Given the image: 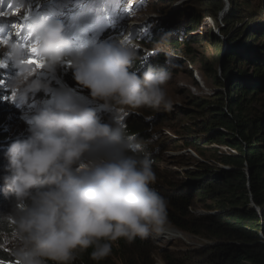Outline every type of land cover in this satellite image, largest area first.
Wrapping results in <instances>:
<instances>
[{
    "label": "clouds",
    "instance_id": "clouds-1",
    "mask_svg": "<svg viewBox=\"0 0 264 264\" xmlns=\"http://www.w3.org/2000/svg\"><path fill=\"white\" fill-rule=\"evenodd\" d=\"M128 18L125 12L115 16L125 30ZM30 34L43 68L51 74L70 61L74 81L105 111L171 108L164 87L170 73L159 63L134 70L140 57L127 38L76 47L63 21L51 16L30 18ZM26 52L8 45L15 70L7 84L11 96L51 93ZM25 115L27 136L9 145L0 177L14 198L12 212L0 219L14 221L18 264H71L77 250L88 248L92 259L102 260L111 255L112 242L168 232V201L152 187L151 139L128 133L114 119L101 123L96 109L60 89L45 106L35 110L29 103Z\"/></svg>",
    "mask_w": 264,
    "mask_h": 264
},
{
    "label": "trees",
    "instance_id": "trees-1",
    "mask_svg": "<svg viewBox=\"0 0 264 264\" xmlns=\"http://www.w3.org/2000/svg\"><path fill=\"white\" fill-rule=\"evenodd\" d=\"M198 2L202 7L186 6L176 13L179 22L159 21L139 41L147 49L165 47L170 55L166 51L149 55L137 50L140 59L134 64L138 72L159 63L169 73H178L176 56H188L187 45L203 40L218 44V68L207 64L204 69L205 73L211 72L214 93L190 96L187 106L193 109L183 111L185 118H194L191 125L183 127L186 133L183 146L194 150L202 160L195 161V168L184 173L185 179L175 184L166 182L165 175L156 167L159 161L150 150L151 144L148 145L156 174L152 187L168 201L169 225L204 239L208 245L184 252L162 250L158 259L162 264H264V97L258 98L264 96V15L250 11L237 0H229L222 24L217 26L222 39L211 29H206L208 38L204 39L197 32L200 20L206 16L217 20L225 5L220 0L214 7L207 6L209 1ZM257 15L259 18L252 26L236 28L243 19ZM78 19L83 21L80 15ZM117 32L113 29L106 36ZM165 33L170 35L164 37ZM5 72L8 71L0 70V177L5 175L9 145L27 136L29 116L25 113L29 100L39 96L34 93L26 99H5L11 98ZM56 74L69 87L81 88L74 81L71 68L66 71L57 68ZM254 102L258 103V109H252ZM97 114L101 123L111 124L104 112ZM142 123L141 118L129 115L123 127L128 133L148 140L151 136L143 133ZM214 145L230 148L236 154H226L213 148ZM13 200L0 179V217L12 212ZM199 208L206 215H194L192 211ZM14 231L12 219H0V264H17L13 253L1 244L2 237L11 236ZM153 249L150 237L133 242L120 239L112 242V253L107 258L92 259L93 249L88 248L77 250L71 264H155Z\"/></svg>",
    "mask_w": 264,
    "mask_h": 264
},
{
    "label": "rangeland",
    "instance_id": "rangeland-1",
    "mask_svg": "<svg viewBox=\"0 0 264 264\" xmlns=\"http://www.w3.org/2000/svg\"><path fill=\"white\" fill-rule=\"evenodd\" d=\"M184 1V2H183ZM0 0V8L8 7L12 5L10 10L14 13L30 4L31 8L27 14L32 17H43L48 10H53L50 6L55 5L59 7L60 13H65V17L71 18L72 20L63 22L66 23L69 29L70 35L79 36L83 39V46H91L101 42H112L121 38H127L128 40L136 44L137 50L144 51L145 54H159L165 53L166 49L162 46H155L153 49H147L142 46L139 41L145 34L151 32V30L158 24L159 21H165L166 19L172 23L179 22L177 12L185 10L186 6L192 5L196 8L202 7L198 0ZM209 1L208 7H214L217 0H205ZM223 1L226 9L229 8V0ZM245 8H248L252 12L258 14L263 13L264 15V0H237ZM37 3V4H34ZM92 10V11H91ZM137 11H140L138 13ZM125 14L129 17V23L125 24L128 30L122 29L119 23L116 22L115 16L119 17L121 14ZM222 12V11H221ZM13 13V14H14ZM12 15V14H10ZM20 17L19 14H15ZM83 21L74 22L78 17ZM131 16V17H130ZM30 18L28 21L23 22L26 25L23 30L28 29L24 34L16 37H10L6 40L10 41V44H18L24 47L28 42L27 37L30 34ZM258 15L255 17H247L243 19V22L237 25V29L244 28V25L252 26L257 20ZM223 16L213 20L210 17H204L200 20L199 34L204 39L208 38L207 30L211 31L222 39L221 33L217 29L218 25L222 24ZM4 20H9L8 18ZM19 21V19L15 18ZM11 21L9 22L12 24ZM124 25V26H125ZM12 28V27H11ZM117 29V34L106 36L109 31ZM21 30V29H20ZM67 33V32H66ZM120 33V34H119ZM122 34V35H121ZM12 35V34H11ZM104 37V38H103ZM74 38V37H72ZM188 38V36L186 37ZM75 41V38L72 39ZM224 40V39H223ZM9 45V44H8ZM8 45H0V61H3L8 65L6 67L11 71L12 75L15 74V70L11 65V61L8 58ZM218 44H208L207 42L198 41L193 44L187 45L186 52L188 56H176L179 64L178 73H170V79L167 81L165 91L168 99L171 101L170 109H150V108H139V109H120L113 110V112L105 111L102 102L93 101L89 93L78 87H69L65 81L56 75V73L49 74L45 69H37L35 66L30 65L33 72L39 76V79L50 84L52 89L51 93H44L43 91L37 92L39 96L35 99V103L40 106H36L35 110L39 107L48 104L56 94V86L58 89L70 92L76 97V99L83 105L96 109V111L104 112L110 117L111 123L113 119L123 127L126 116H136L142 119V131L143 133L151 136L152 143L150 150H152L159 165L156 167L160 168L162 175L166 182L176 183L182 179H185L184 173L188 170L194 169L196 164L195 161H201L202 159L198 154L189 148L183 146V138L185 132L183 127L191 125L194 122V118H185L184 110L192 111L193 108L187 106L188 99L190 96L204 97L211 96L214 93V83L211 78V72L205 73L206 65L209 64L213 69L218 68ZM81 47L80 45H75ZM25 48V47H24ZM26 49V48H25ZM167 55L169 52H167ZM172 55V54H171ZM29 56V52H26V59ZM66 66V65H65ZM63 70V66L59 67L58 70ZM10 77V76H9ZM53 78V79H52ZM56 85V86H55ZM264 96L258 98L263 99ZM258 103L252 105V109H258ZM153 117L148 120L146 117ZM194 117V116H192ZM166 138H174V142L165 141ZM261 138L260 140H262ZM212 147V146H211ZM213 148H217L224 152L223 148L214 145ZM225 153V152H224ZM196 216L206 215V212L199 208L192 211ZM13 221V220H12ZM14 222V221H13ZM174 236V237H173ZM179 236V237H176ZM13 234L11 236L2 237L3 247L13 253ZM153 243V258L155 264H162L159 261V253L162 250H170L172 252H184L188 250L204 248L208 243L197 236H193L188 233H182L169 225V230L166 234L150 236Z\"/></svg>",
    "mask_w": 264,
    "mask_h": 264
},
{
    "label": "bare ground",
    "instance_id": "bare-ground-1",
    "mask_svg": "<svg viewBox=\"0 0 264 264\" xmlns=\"http://www.w3.org/2000/svg\"><path fill=\"white\" fill-rule=\"evenodd\" d=\"M34 4H37V3H34ZM49 7H51L53 10H48L45 14H44V16H51V17H53V18H56V19H59V20H61V21H63V22H66V21H69V20H72L71 18H67V17H65V13H60L59 12V7H56L55 5H51L50 4V6ZM31 8V6H30V4L28 3V5L27 6H25V7H23L22 9H20L19 11H17L16 13H14V12H12L11 10H10V8L9 7H1L0 8V11H3V12H5L6 13V15L5 16H3V17H0V36H3L4 37V39H5V43H0V45H8V44H10V41H8V40H6V38L7 39H9L10 37H15L14 35H16V37H18V36H20V35H22V34H24V32H26V31H28V29H26V30H23V31H21L20 30V28H11V25L13 24V23H16V24H20V25H22L23 27L26 25V23H23V22H27L28 21V19L30 18V15L29 14H27V12H28V10ZM92 11V10H91ZM14 13V14H13ZM10 14H12V15H10ZM15 14H19V16L20 17H17V15H15ZM6 18H8L9 20H4V19H6ZM15 18L17 19H19V21H17V20H15ZM11 21H14V22H12V24H10L9 22H11ZM73 21V20H72ZM78 21H80L79 19H76L74 22H77L78 23ZM65 25V28H66V34H68L69 33V29H67L68 28V26H66V23L64 24ZM128 25V24H127ZM126 26V25H125ZM128 27H130V25L128 26ZM125 30V29H124ZM12 34V35H11ZM73 33H72V31H71V33H70V37L72 38V37H74L75 38V41L73 40V43L75 44V45H80V46H83V39H80V37L79 36H74V35H72ZM122 35V34H121ZM74 38H72V39H74ZM104 38V37H103ZM100 41L101 40H99L98 42L100 43ZM1 52H4V50H2V51H0V53ZM66 65V66H65ZM65 65L63 66V70L61 69V71H66L67 69H69V67H67V62L65 63ZM55 73H56V70H55ZM57 75V74H56ZM58 76V75H57ZM53 79V78H52ZM56 86V85H55ZM56 89H58V87L56 86ZM43 94H44V92L42 93V96H43ZM30 95V94H29ZM28 95V96H29ZM35 101H37V99H30L29 100V103H30V105H31V107L32 108H34L35 109V107L36 106H40V105H37L36 103H35ZM174 237V236H173ZM176 237H179V236H176Z\"/></svg>",
    "mask_w": 264,
    "mask_h": 264
},
{
    "label": "snow or ice",
    "instance_id": "snow-or-ice-1",
    "mask_svg": "<svg viewBox=\"0 0 264 264\" xmlns=\"http://www.w3.org/2000/svg\"><path fill=\"white\" fill-rule=\"evenodd\" d=\"M9 8L12 7L11 4L8 5ZM6 13L3 12V11H0V17H3L5 16ZM12 28H20L21 31H23V26L20 25V24H16V23H13L11 25ZM27 40L28 42L24 45V47L28 50L29 52V56L28 58L26 59V62L29 64V65H33L35 66V68L37 69H44L43 66H44V61L36 54V44L35 42L32 41L31 39V34H29V36L27 37ZM5 39L3 36H0V43H5ZM6 67H8V65H6L5 62L3 61H0V70L2 69H5ZM67 67L71 68V62H67ZM5 99H12L14 101V98H15V93L13 92L12 93V96L11 98L9 97H4ZM18 264V262H17Z\"/></svg>",
    "mask_w": 264,
    "mask_h": 264
},
{
    "label": "built area",
    "instance_id": "built-area-1",
    "mask_svg": "<svg viewBox=\"0 0 264 264\" xmlns=\"http://www.w3.org/2000/svg\"><path fill=\"white\" fill-rule=\"evenodd\" d=\"M223 150H224V152L226 154H236L235 151H233V150H231L230 148H227V147L223 148Z\"/></svg>",
    "mask_w": 264,
    "mask_h": 264
},
{
    "label": "water",
    "instance_id": "water-1",
    "mask_svg": "<svg viewBox=\"0 0 264 264\" xmlns=\"http://www.w3.org/2000/svg\"><path fill=\"white\" fill-rule=\"evenodd\" d=\"M226 13V9H223L222 12L220 13V16H223ZM249 172L247 171V174ZM251 207L255 208L254 204H251Z\"/></svg>",
    "mask_w": 264,
    "mask_h": 264
}]
</instances>
